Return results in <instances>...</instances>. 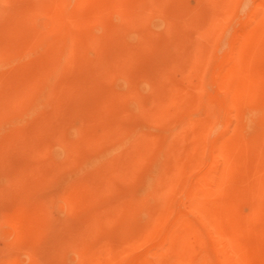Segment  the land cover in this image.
Instances as JSON below:
<instances>
[{
    "label": "rangeland",
    "instance_id": "rangeland-1",
    "mask_svg": "<svg viewBox=\"0 0 264 264\" xmlns=\"http://www.w3.org/2000/svg\"><path fill=\"white\" fill-rule=\"evenodd\" d=\"M43 1L0 0V264H264V0Z\"/></svg>",
    "mask_w": 264,
    "mask_h": 264
},
{
    "label": "bare ground",
    "instance_id": "bare-ground-1",
    "mask_svg": "<svg viewBox=\"0 0 264 264\" xmlns=\"http://www.w3.org/2000/svg\"><path fill=\"white\" fill-rule=\"evenodd\" d=\"M1 1H2V0H1ZM44 1H45V0H44ZM44 1H43V3H44ZM46 1H47V0H46ZM48 1H50V0H48ZM71 1H72V0H71ZM82 1H83V0H78L77 2L81 3ZM95 1H96V0H95ZM102 1H105V0H102ZM112 1H113V0H112ZM152 1H153V0H152ZM156 1H157V0H156ZM160 1H161V0H160ZM57 2H59V1H58V0H51V1H50V5H49V6H50V8H51L53 11H55V10L57 9V8H56V7H57ZM91 2H93V0H92V1H91V0L88 1V3H91ZM97 2H98V1H97ZM139 2H140V1H139ZM40 3H42V2H40ZM68 3H69V2H68ZM86 3H87V2H86ZM93 3H95V2H93ZM100 3L103 4L102 2H100ZM154 3H155V1H154ZM60 4H61V3H60ZM91 4H92V3H91ZM105 4H106V3H105ZM140 4H141V3H140ZM143 4H144V3H143ZM148 4H149V3H148ZM150 4H151V3H150ZM160 4H161V3H160ZM160 4H159V5H160ZM0 5H1V4H0ZM43 5H45V4H43ZM43 5H41V7H42ZM93 5H94V4H93ZM136 5H137V4H136ZM1 6H2V5H1ZM39 6H40V5H39ZM45 6H48V4L45 5ZM120 6H121V5H120ZM143 6H145V4H144ZM143 6H142V7H143ZM154 6H155V5H154ZM157 6H158V5H157ZM157 6H156V7H157ZM60 7H61V6H60ZM60 7H59V8H60ZM75 7H76V6H75ZM97 7H98V4H97ZM118 7H119V6H118ZM128 7H129V6H128ZM36 8H37V7H36ZM42 8H43V9H42ZM42 8H41L42 11L44 10V12H45L46 7H45V9H44V6H43ZM50 8H49V10H50ZM59 8H58V9H59ZM76 8H77V7H76ZM139 8H140V5H139ZM154 8H155V7H154ZM157 8H159V7H157ZM28 9H29V8H28ZM34 9H35V8H34ZM37 9H38V8H37ZM58 9H57L56 11H59ZM98 9H100V8H98ZM113 9H114V8H113ZM140 9H142V8H140ZM144 9H146V8H144ZM35 10H36V9H35ZM35 10H33V11H34V13L36 12V14H38V13L40 12V11L38 12V11H35ZM38 10H39V9H38ZM47 10H48V9H47ZM125 10H126V8H125ZM128 10H129V9H128ZM157 10H158V9H157ZM2 11H3V10H2ZM2 11H1V12H2ZM17 11H18V10H17ZM17 11H16V12H17ZM22 11H23V10H22ZM42 11H41V12H42ZM70 11H72V10H70ZM77 11H78V10H77ZM95 11H97V9H96ZM118 11H119V10H118ZM120 11H121V10H120ZM133 11H134V10H133ZM139 11H140V10H139ZM139 11H136V14H137V12H139ZM146 11H147V10H146ZM1 12H0V13H1ZM11 12H12V11H11ZM29 12H30V11H29ZM29 12H28V13H29ZM47 12H48V11H47ZM47 12H46V13H47ZM49 12H50V11H49ZM97 12H98V11H97ZM2 13H3V12H2ZM31 13H33L32 10H31ZM46 13H45V15H46ZM69 13H70V12H69ZM139 13H140V12H139ZM3 14H4V13H3ZM39 14H41V13H39ZM48 14L50 15V14H54V13H48ZM48 14H47V16H49ZM11 15H12V14H11ZM45 15L43 16V14H42L41 16L45 17ZM55 15H56V14H55ZM69 15H70V14H69ZM69 15H68V16H69ZM76 15H77V14H76ZM130 15H131V14H130ZM141 15H142V13H141ZM24 16H25V15H24ZM31 16H32V14H31ZM47 16H46L45 18H47ZM60 16H62V12H61V15H60ZM64 16H65V17H62V18L68 19V18H66V15H64ZM74 16H75V15H74ZM74 16L72 15V16H70V17L72 18V17H74ZM88 16H89V15H88ZM128 16H129V15H128ZM139 16H140V14H139ZM1 17H2V16H1ZM1 17H0V18H1ZM6 17H8V16H6ZM10 17H11V16H10ZM10 17H9V18H10ZM34 17H35V16H34ZM55 17H56V16H55ZM55 17H53V16H52L51 18L48 17L49 22H50L51 20L54 21V20H55ZM82 17H83V16H82ZM131 17H132V16H131ZM137 17H138V16H137ZM140 17H141V16H140ZM140 17H139V18H140ZM14 18H15V17H14ZM71 18H70V19H71ZM5 19H6V18H5ZM5 19H4V20H5ZM59 19H60V18H59ZM70 19H69L68 23L72 22V20H70ZM72 19H75V20H76L77 18H72ZM27 20H28V19H27ZM63 20H64V19H63ZM63 20H62V25H63V23H64ZM73 21H74V20H73ZM139 21H140V20H139ZM78 22H79V21H78ZM78 22H77V23H78ZM122 22H123V21H122ZM133 22H135V21H133ZM9 23H11V22H9ZM51 23H52V22H50V24H51ZM53 23H54V22H53ZM55 23H56V22H55ZM57 23H58V22H57ZM66 23H67V20H66ZM72 24H73V22H72ZM74 24H75V22H74ZM74 24H73V25H74ZM78 24H80V23H78ZM51 25H52V24H51ZM55 25H58V26H59V24H55ZM55 25H54V26H55ZM68 25H69V24H68ZM68 25H65V26H68ZM73 25H71V26H72V29H73V27L76 26L77 24L74 25V26H73ZM123 25H124V24H123ZM135 25H136V24H135ZM2 26H3V25H2ZM71 26L69 25L68 27L71 28ZM12 27H14V26H12ZM27 27H28V26H27ZM60 27H61V29H62V26H60ZM63 27H64V26H63ZM138 27H139V26H138ZM2 28H3V27H2ZM14 28H15V27H14ZM18 28H19V27H18ZM54 28H58V27L55 26ZM66 28H67V27H66ZM75 28H76V30H77V27H75ZM118 28H119V27H118ZM125 28H126V27H125ZM133 28H134V24H133ZM133 28H132L131 30H133ZM61 29H60V30H61ZM72 29H70L71 32H72ZM78 29H79V28H78ZM119 29H120V28H119ZM122 29H123V28H122ZM134 29H136V31H137V29L140 30V28H136V26H135ZM5 30H6V29H5ZM19 30H20V29H19ZM22 30H24V29H22ZM143 30H144V29H143ZM66 31H67V30H66ZM120 31H121V30H120ZM123 31H124V30H123ZM24 32H25V31H24ZM71 32H70V33H71ZM76 32H77V31H76ZM121 32H122V31H121ZM121 32H120V33H121ZM4 33H5V32H4ZM51 33H52V32H51ZM53 33H54V32H53ZM55 33L57 34V31H56ZM62 33H64V31H62ZM72 33H74V30H73ZM72 33H71V34H72ZM77 33H78V32H77ZM77 33H74L73 36H76ZM79 33H80V32H79ZM79 33H78V35H77L78 38H77V37H76V38H77V43L80 45L81 42L79 41V42H80V43H79L78 40H79V38L82 39L83 37H81V36L79 35ZM136 33H137V32H136ZM69 35H70V34H69ZM112 35H113V34H112ZM121 35H122V33H121ZM124 35H125V34H124ZM124 35H123V37H124ZM79 36H80V37H79ZM117 36H120V34L117 35ZM142 36H143V35H142ZM68 37H71V36H68ZM109 37H110V36H109ZM123 37H122V42H123V40H124ZM84 38H85V37H84ZM87 38H88V37H87ZM99 38H100V37H99ZM41 39H42V38H41ZM68 39H69V38H68ZM73 39H75V38H73ZM73 39L71 38V41H72ZM81 39H80V40H81ZM94 39H95V38H94ZM120 39H121V38H120ZM42 40H43V39H42ZM75 40H76V39H75ZM75 40H74V41H75ZM11 41H12V40H11ZM11 41H10V42H11ZM21 41H22V40H21ZM37 41H38V40H37ZM66 41H67V40H66ZM69 41H70V40H69ZM74 41H73V43H74ZM82 41H83V39H82ZM86 41H87V40H86ZM89 41H90V40H89ZM92 41H93V40H92ZM92 41H91V42H92ZM94 41H95V40H94ZM57 42H58V40H57ZM67 42H68V41H67ZM140 42H141V41H140ZM140 42H139V43H140ZM87 43H89V42H87ZM87 43H86V44H87ZM93 43H94V42H93ZM93 43H92V44H93ZM38 44H39V43H38ZM54 44H56V43H54ZM62 44H63V43H62ZM56 45H57V44H56ZM75 45H77V44H74V46H75ZM88 45H89V44H88ZM88 45H87V46H88ZM93 45H94V44H93ZM93 45H92V46H93ZM8 46H9V45H8ZM59 46H60V45H59ZM59 46H58V47H59ZM62 46H63V45H62ZM106 46H107V45H106ZM143 46H144V45H143ZM94 47H95V45H94ZM103 47H105V46H103ZM7 48H8V47H7ZM52 48H53V47H52ZM63 48H64V47H63ZM74 48H75V47H74ZM74 48H73V49H74ZM76 48H77V47H76ZM76 48H75V49H76ZM98 48H99V47H98ZM106 48H107V47H106ZM56 49H57V48H56ZM69 49H70V48H69ZM69 49H68V52H67V53H70V52H69ZM94 49H96V47H95ZM107 49H108V48H107ZM8 50H10V49H8ZM59 50H61V49L59 48ZM59 50H57V51H59ZM64 50H65V48H64ZM70 51L74 53V51H72L71 49H70ZM47 52H48V51H47ZM61 52H62V50H61ZM63 52H64V51H63ZM40 53H41V52H40ZM51 53H52V52H51ZM53 53H54V52H53ZM57 53H58V55H59L60 51L57 52ZM57 53H56V54H57ZM118 53H119V52H118ZM54 54H55V53H54ZM70 54H71V53H70ZM70 54H68V55H70ZM2 55H3V54L0 53V60H1V58H2V57H1ZM122 55H123V54H122ZM15 56H16V55H15ZM65 56H67V55H65ZM70 56H72V54H71ZM54 57H55V56H54ZM70 58H71V57H70ZM107 58H108V57H107ZM2 59H3V58H2ZM68 59H69V58H68ZM64 61H65V60H64ZM50 62H51V61H50ZM65 62H66V61H65ZM72 62H73V61H72ZM72 62H71V64H72ZM49 65H50V64H49ZM47 67H48V65H47ZM47 67H46V68H47ZM75 67H76V66H75ZM54 68H55V67H54ZM54 68H53V69H54ZM69 68H70V67H69ZM80 68H81V67H80ZM105 68H106V67H105ZM114 68H115V67H114ZM49 69H50V68H49ZM51 69H52V68H51ZM73 69H74V68H73ZM100 69H101V66H100ZM98 70H99V68H98ZM103 70H104V69H103ZM231 70H233V68H232ZM44 71H45V70H44ZM78 71H80V70H78ZM82 71H83V69H82ZM101 71H102V70H101ZM25 72H26V71H25ZM48 72H49V71H48ZM48 72H47V73H48ZM94 72H95V71H94ZM97 72H100V71H96V72H95V73L98 75L99 73H97ZM104 72H105V71H104ZM112 72H113V71H112ZM231 72H232V71H231ZM234 72H235V73H238V71H234ZM18 73H19V72H18ZM32 73H33V72H32ZM76 73H77V71H76ZM78 73H79V72H78ZM100 73H101V72H100ZM228 73H229V72H228ZM228 73H227V74H228ZM22 74H23V72H22ZM39 74H40V73H39ZM39 74H38V75H39ZM44 74H45V73H44ZM69 74H70V73H69ZM74 74H75V73H74ZM229 74H230V73H229ZM14 75H15V74H14ZM24 75H26V73H25ZM29 75H30V74H29ZM35 75H36V74H35ZM41 75H42V74H41ZM48 75H49V73H48ZM39 76H40V75H39ZM43 76H44V75H43ZM94 76H96V75H94ZM227 76H228V75H227ZM229 76H231V75H229ZM12 77H13V76H12ZM25 77H27V76H25ZM25 77H23V78H25ZM49 77H50V76H49ZM27 78H28V77H27ZM27 78H25L26 81H27ZM45 78H46V77H45ZM94 78H95V77H94ZM28 79H29V78H28ZM39 79H40V78H39ZM41 79H42V77H41ZM43 79H44V78H43ZM43 79H42V80H43ZM36 80H37V79H36ZM44 80H45V79H44ZM44 80H43V81H44ZM12 81H13V80H12ZM30 81H31V80H30ZM45 81H46V80H45ZM45 81H44V83H46ZM50 81H51V80H50ZM97 81H98V80H97ZM17 82H18V81H17ZM32 82H33V78H32ZM20 83H21V82H20ZM27 83H29V81H28ZM27 83H26V84H27ZM37 83H38V80H37ZM42 83H43V82H42ZM44 83H43V84H44ZM89 83H90V82H89ZM32 84H33V83H32ZM87 84H88V83H87ZM93 84H95V83H93ZM9 85H10V84H9ZM39 85H41V84H39ZM44 85H45V84H44ZM47 85H49V84L47 83ZM51 85H52V84H51ZM77 85H78V84H77ZM14 86H15V84H14ZM16 86H18V85H16ZM37 86H38V85H37ZM81 86H82V85H81ZM87 86H88V85H87ZM91 86H92V85H91ZM20 87H21V86H20ZM27 87H28V86H27ZM34 87L37 88L36 86H34ZM55 87H56V86H55ZM57 87H58V86H57ZM57 87H56V88H57ZM76 87H77V86H76ZM14 88H16V87H14ZM30 88H32V86H31ZM35 88H34V89H35ZM38 88H39V87H38ZM50 88H51V86H50ZM82 88H83V87H82ZM88 88H89V87H88ZM1 89H2V88H1ZM12 89H13V88H12ZM32 89H33V88H32ZM44 89L46 90L47 88H44ZM51 89H52V88H51ZM51 89H50V90H51ZM55 90H56V89L54 88L53 91H55ZM23 91H25V90H23ZM41 91H42V90H41ZM3 92H4V91H2L1 93H3ZM25 92H26V91H25ZM36 92H37V91H36ZM47 92H49V91L47 90ZM50 92H51V91H50ZM12 93H13V92H12ZM39 93H40V92H39ZM39 93H34V95H35V94H39ZM3 94H4V93H3ZM8 94H9V93H8ZM16 94H17V93H16ZM44 94H45V93H44ZM47 94H48V93H47ZM52 94H53V93H52ZM9 95H10V94H9ZM18 95H19V94H18ZM24 95H25V94H22L21 97L16 98V101H17V102H15V103H18V102H19L18 104H22V102H21L20 100L24 99V101H25V98H26V96H27V95H26V96H24ZM29 95H30V94H29ZM29 95H28V96H29ZM34 95H33V96H34ZM0 96H1V94H0ZM4 96H5V95H4ZM12 96H14V95H12ZM33 96H32V97H33ZM47 96H48V95H47ZM1 97H2V96H1ZM5 97H6V96H5ZM5 97H2V99H4ZM9 97H10V96H9ZM30 97H31V95H30ZM37 97H39V95H37ZM12 99H13V98H12ZM41 99L44 100L43 97H42ZM5 100H7V99H5ZM36 100H37V98H36ZM38 100H40V99H38ZM42 100H40V101H42ZM46 100H48V98H47ZM3 101H4V100H3ZM14 101H15V100H14ZM14 101H13V102H14ZM263 101H264V100H263ZM0 102H1V100H0ZM9 102H10V101H9ZM45 102H46V101H45ZM258 102H259V103H253V104L250 106V109L245 113V115H242V116L240 117L241 120H242V125H241V124H240V125H241V126H244L243 128H245V129H247V130H248V129H249V130L252 129L253 132H254V130H256V131L259 130V128H260L261 126H263V124H264V102H262V103H260V101H258ZM1 103H2V102H1ZM4 103H5V102H4ZM15 103H14V104H15ZM38 103H39V101H38ZM6 104H7V103H6ZM23 104H24V103H23ZM95 104H96V103H95ZM84 105H85V104H84ZM7 106H8V105H7ZM7 106L4 107V108H6V109L9 108V107H7ZM15 106H16V105H15ZM0 107H1V105H0ZM19 107H20V106H19ZM4 108H3V109H4ZM1 110H2V109H1ZM7 110H8V109H7ZM7 110H6V111H7ZM57 110H58V109H57ZM3 111H4V110H3ZM1 112H2V111H1ZM5 113H7V112H5ZM58 113H59V112H58ZM4 116H5V115H4ZM7 116H8V115H7ZM7 116H6V117H7ZM18 116H19V115H18ZM20 116H21V115H20ZM23 116H25V115H23ZM0 117H1V116H0ZM8 119H9V118H8ZM13 119H14V118H13ZM3 120H5V119L3 118ZM17 121H18V120H17ZM239 121H240V119H239ZM3 122H4V125H5L6 123H8V121H7L6 123H5V121H3ZM1 124L3 125L2 121H1ZM1 124H0V125H1ZM1 127H2V126H1ZM1 127H0V128H1ZM240 129H241V128H240ZM245 129H244V130H245ZM261 129H262V128H261ZM263 129H264V128H263ZM252 131H251V132H252ZM256 131H255V133H256ZM242 132H243V131H242ZM253 132H252V133H253ZM248 133H249V132H248ZM252 133H251V134H252ZM257 133H258V131H257ZM257 133H256V134H257ZM86 161H87V162H91L92 159H91V158H87ZM136 187H137V186H136ZM143 191H144V189H143ZM129 195H130V194H129ZM139 204H141V203H139ZM142 209H143V208H142ZM128 222H130V221H128ZM128 224H129V223H128ZM131 225H132V224H131ZM124 231H125V230H124Z\"/></svg>",
    "mask_w": 264,
    "mask_h": 264
}]
</instances>
